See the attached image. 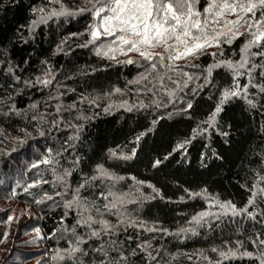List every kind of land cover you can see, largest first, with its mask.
Returning a JSON list of instances; mask_svg holds the SVG:
<instances>
[{
    "label": "trees",
    "instance_id": "1",
    "mask_svg": "<svg viewBox=\"0 0 264 264\" xmlns=\"http://www.w3.org/2000/svg\"><path fill=\"white\" fill-rule=\"evenodd\" d=\"M96 2L0 0V200L32 208L0 264H264L261 9L185 63H127Z\"/></svg>",
    "mask_w": 264,
    "mask_h": 264
},
{
    "label": "snow or ice",
    "instance_id": "2",
    "mask_svg": "<svg viewBox=\"0 0 264 264\" xmlns=\"http://www.w3.org/2000/svg\"><path fill=\"white\" fill-rule=\"evenodd\" d=\"M216 7L217 5L213 2L208 8L204 9V12L211 13ZM218 7L219 11L215 13V17H220L225 12H236L238 9L255 17L257 8L261 9L260 15L264 17V0H246L245 3L224 0ZM92 11L96 16H101V14H103L100 25V28L103 29V33L94 30L92 32L94 39L99 38L101 34L113 36L115 37L114 42H119L121 45V52H123V46H128V51H136L145 59L150 60L152 56L145 51H141L140 45L154 47L159 44H165V51L176 53L171 58L180 59L210 44L205 27L208 23L207 18L195 21L192 20L193 16H201V13L194 11L192 0H97L96 4L93 5ZM215 17L213 18V23H219V19ZM245 18L246 17L238 16L236 20H226L225 24L237 25L243 22ZM253 24L264 25V21L254 20ZM253 24H249V29H251ZM193 30H195V32ZM230 31L231 29H229V32ZM196 32L201 33V35H196ZM257 32L258 34L253 33L254 39L244 45L243 51L247 52L253 44L261 42L262 38H264V28H258ZM226 34L227 33L221 32L218 33V36ZM239 35H243V33H239ZM189 38L196 42L190 45L188 43ZM171 39H175L177 44L169 45L166 43ZM213 39L216 38L214 37ZM202 40L204 43L199 42ZM228 42L230 43L231 41ZM132 62L131 60L127 61V63ZM228 67L231 68L233 65L229 64ZM239 67L243 68L244 64L241 63ZM210 70L211 69H209V71ZM223 95L227 98L229 95H237V93H229L226 91ZM223 102L222 100L221 103ZM189 107H191V105H189ZM220 110V107L217 106L216 111L213 113V119ZM129 158L130 157H125V159ZM43 162L48 163L47 160ZM156 163L159 164V161ZM33 167H36V165H33ZM103 174L106 175L107 173ZM29 187H32V185H29ZM37 203H39V201H37ZM248 203L252 204L253 201L249 200ZM221 207H224V205H221ZM230 207L233 215H239L247 210L246 208L237 210L234 205H230ZM207 215V212L200 213L199 217H193V220L199 223V220ZM11 219L12 217H9V220ZM102 223H104L105 228L109 227L106 222ZM38 231L39 230H37V232ZM93 235H97V233L94 232ZM261 244H264V241H261ZM76 251H78L77 248H72L69 255ZM213 251H215V249H213ZM229 255H234V253H220L222 258H227ZM244 255L251 256L252 254L244 253ZM57 258L56 256L53 257V259ZM59 258L62 259L63 257Z\"/></svg>",
    "mask_w": 264,
    "mask_h": 264
},
{
    "label": "rangeland",
    "instance_id": "3",
    "mask_svg": "<svg viewBox=\"0 0 264 264\" xmlns=\"http://www.w3.org/2000/svg\"><path fill=\"white\" fill-rule=\"evenodd\" d=\"M241 3H244V2H241ZM193 8H194V11H197L194 6H193ZM238 16H243V17H246V18H245V20L243 22H241V23H239L237 25L225 24L226 20H228V21L236 20ZM214 17L215 16H212V14L210 16L207 13V14H205V16H203V14H201V16H193L192 20L195 21V20H198V19L207 18L208 23L205 26L207 32L209 31V29H212V30L216 29V30H218V33L223 32V33H228V34L230 33L231 34L232 32L233 33L234 32H238L241 29H243L248 24V20L252 16H251V14H246L244 11L238 9L236 12H225L223 14V16L220 18V20L224 19L223 22H221V23L220 22L219 23H213V18ZM215 18L218 19L219 17H215ZM101 22H102V18L100 19V21L97 22V25L95 26L94 30H98L101 33H103V29L100 28ZM229 29H231L230 32H229ZM193 31H195V30H193ZM218 33L216 34V37H215L216 39H213L214 37H212L211 35L207 36V38L210 40V44L205 46L207 49L211 48L218 41V39L220 38L219 37L220 35L218 36ZM196 35H199V34H196ZM195 42L196 41H194V40H192L190 38L188 39V43L190 45L192 43H195ZM199 42L200 43H204L203 40L199 41ZM166 43L169 44V45L177 44L175 39L168 40ZM165 46H166L165 44H159V45H156L154 47H150V46H147V45H140V49H141V51H145V52L151 54L152 57H153L154 54L159 56L161 53H165L171 59L172 64H175V65L181 64V63H185L189 59V57L192 55L191 54V55L182 57L180 59H172L171 57L173 55H175L176 53H174L172 51H165ZM118 48H119V55H120L119 58L124 59L126 61H128L129 57H131V56L134 59L136 57H142L136 51H128V46H123V52L120 51V48H121L120 44L118 45ZM198 50H196V51H198ZM160 59H164V58H160L159 57L158 60H160ZM1 209H7V212H8V218H7L6 222L3 223V224H0V229L5 230V232H6L5 239L0 245L1 250H3V249H6V248L7 249L10 248L8 246V243L11 240L10 236H13L16 233H19L21 231V229L20 228L18 229L16 226L20 222L25 221L32 214V208L29 205L20 204L18 202L13 201L12 199H5V200H0V210ZM9 217H12V219L9 220ZM24 231L25 232L23 233V235H21L22 239L34 237L38 233L37 231H27L26 229ZM1 252L2 251H0V253Z\"/></svg>",
    "mask_w": 264,
    "mask_h": 264
},
{
    "label": "water",
    "instance_id": "4",
    "mask_svg": "<svg viewBox=\"0 0 264 264\" xmlns=\"http://www.w3.org/2000/svg\"><path fill=\"white\" fill-rule=\"evenodd\" d=\"M261 28H264V26H262ZM152 59H153V57L151 58V60H152ZM129 60L133 61L134 58L131 56V57L129 58ZM161 63H162L163 66L165 65V61H164V59L161 60ZM188 108H189V107H188Z\"/></svg>",
    "mask_w": 264,
    "mask_h": 264
}]
</instances>
